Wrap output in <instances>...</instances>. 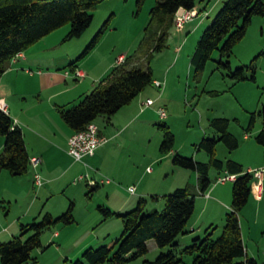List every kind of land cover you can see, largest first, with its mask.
<instances>
[{"label": "trees", "instance_id": "1", "mask_svg": "<svg viewBox=\"0 0 264 264\" xmlns=\"http://www.w3.org/2000/svg\"><path fill=\"white\" fill-rule=\"evenodd\" d=\"M105 1L107 0H0V76L7 71L10 62L18 54L66 25L71 27L68 40L81 37L93 22V10ZM144 2L145 0H138L137 7L141 9ZM196 5L197 0H156L150 13L145 39L139 47L141 50L146 41L155 42L146 55L148 60L155 53L167 48L176 13L180 9L193 11ZM254 17H264V0L224 2L204 30L192 55L191 65L196 76L205 69L213 54L218 51L220 60L217 62V69L228 71V77L234 81L247 80L249 72L252 73L250 79L255 80V67L244 66L233 71L229 61L235 46L246 36ZM106 27L107 24L84 52L70 63V68H75L96 47ZM128 60L131 59H126L123 65L114 68L79 103L70 108L59 109L62 120L74 133L84 130L99 117L109 121L148 86L154 84L150 67L147 70L138 66L127 68ZM259 116L263 120V128L255 136V141L262 146L264 152V103ZM254 124L255 115L251 118L249 131ZM210 126L219 136L205 137L197 145V150H204L208 154L207 163L180 154H175L172 162L177 167L197 173L198 187L202 193L211 186L209 172L212 168L219 171L225 169L236 176L232 184L231 210L225 216L224 229L218 238L213 239V233L207 231L204 237L194 239L191 245L180 252V256L177 255L179 244L176 241L179 236L188 232L189 221L195 212V197L189 187H185L164 196L165 207L162 211L145 212L147 202L143 198L138 201L134 210L126 214H118L105 206H98L105 221L115 217L122 220L123 232L120 237L109 240L103 246L84 250L81 258L70 261V264H130L148 254L147 243L151 240L160 249L171 247L173 250L160 254L154 262L144 261L143 264H185L184 256H192V264H259L257 259L247 255L240 223V213L252 194L253 177L237 162L228 160L224 163L217 157V145L220 142L229 151L239 147V141L229 132L230 121L224 118L212 119ZM159 129L163 133L160 153L168 155L175 147V135L166 124L160 125ZM0 137L5 138L4 151L0 154V172L5 170L12 176L27 174L30 157L23 131L1 109ZM91 192L93 190L87 195L91 196ZM74 210L75 205L71 202L67 210L58 217L46 213L37 223L21 225V235L8 242H0L1 264H28L33 261V251L43 247V232L58 224L74 225ZM28 233L32 235L25 239Z\"/></svg>", "mask_w": 264, "mask_h": 264}, {"label": "rangeland", "instance_id": "2", "mask_svg": "<svg viewBox=\"0 0 264 264\" xmlns=\"http://www.w3.org/2000/svg\"><path fill=\"white\" fill-rule=\"evenodd\" d=\"M137 1L138 0H107L93 10V22L81 37L68 40L67 36L71 27L70 25H66L60 28L46 42L30 47L27 50V55H32L33 59H46L45 61H40L41 64L37 66L39 69L38 71H41V73L43 72V74H41L42 76H46L48 75L47 73L51 72L56 74L54 77L55 79L64 80L66 78L65 73L70 70V63L74 62L84 52L95 36L107 24L96 47L85 56V58L78 62H84L86 68L84 71L86 73L99 66L100 63L106 62V60H112L121 54L129 57L133 62H136V66L141 69L147 70L148 67H150L153 71L154 79L161 80L162 84L165 81L166 73L170 71L168 86L164 85L165 83L163 84L162 95L167 88L165 95L166 97H173L172 104L164 103L163 101L160 103L158 102V98L162 91L156 88L155 84L147 87L146 92L148 95H146L145 99L151 98L157 100L161 108L166 109L167 118L162 119L154 109L155 114L151 113L149 117L143 119L141 124L142 128L136 140L138 143V151L143 157L148 156L149 158V161H147L141 169V173L145 179L143 187L148 192L147 195L142 196L147 202L145 212H150L152 210L162 211L165 207V201L163 200L159 203L155 197L159 194L169 195L174 191H163L169 190L167 186L170 184L169 181L172 178L165 183L164 188L163 182L165 181V176L163 175L161 177V174L158 173L159 165H161L163 169L167 167V160H161L162 162H153L150 160L164 156L160 153V144L163 137V133L159 129L160 125L166 124L170 126L174 132L176 137L174 148L178 154L184 157H194L195 160L202 159L205 160V162L198 161L207 163L209 160L208 154L204 150L198 151L197 145L205 137H214L213 130L210 127V121L212 119H228L230 121L229 132L240 141V150L237 155L239 154L241 157H244V159H253V161L261 157V152H259L257 157V155L253 156L250 154L249 151L252 145L257 147L259 151L262 149L259 148L260 146H258L254 137L261 130L263 124L259 112L264 103V17L253 18L246 36L235 46L233 54L229 59L233 71L244 66L255 67V80L250 79L252 73L249 72L247 74V80L234 81L228 77V71L217 69V62L220 60L218 51L213 54L212 60L207 63L205 69L199 75L196 76L195 70L191 65L192 55L195 52L204 30L209 26L210 22L219 11H217L215 15H211L210 18H204L205 25L198 32H195L192 26L197 24L202 16L199 17L194 24L190 26L186 25V29L183 30V32H177L178 29L174 25V28L170 32L167 48L160 53H155L153 58L148 60L146 55L149 48L154 46L155 42L146 41L141 50H139V47L145 39L146 28L151 19L150 13L156 5V0H145L141 9L137 7ZM213 1L215 0H212V2ZM197 3H200V0H197ZM179 47L180 49L177 51ZM46 48L52 49L45 52ZM16 61L17 58L12 60V63ZM177 61L178 64L174 67ZM20 63H22V61ZM17 65L18 64H16V66ZM170 67H173L172 70ZM127 68H131V65ZM25 70H32L33 73L31 74L34 76L21 77L19 84L30 86L29 90L23 89V93L33 94L35 90H38L36 87L40 85L39 79L42 76L36 73L38 72L36 67ZM57 86L58 84L55 83L52 86V90L55 91ZM166 97H164V100L167 101ZM33 99V96H28V99L23 101L25 103L27 102V108H29L28 112H25L28 117L33 116V114L41 108V104H38V101L34 102ZM253 115H255V124L251 131H249L248 129ZM103 118L104 117H99L98 121H101ZM245 135H249V140L244 139ZM196 156H198V159ZM173 157L174 155L171 158V163ZM217 157L223 162L231 158L230 151L222 142H220L219 147H217ZM147 167L152 169L150 173ZM188 171L192 172V170ZM33 172V169H30L28 175L33 177ZM82 176L84 180L81 184L86 185L87 175ZM159 176L161 178L157 180L156 177L159 178ZM225 176L226 174L224 171L212 168L209 178L215 184L219 177L224 178ZM150 177H152L151 181ZM218 185H220L218 190L221 193H223L225 189L226 191H229L230 188L232 190V182H225L224 184ZM186 186H192L194 188L193 190H196V181H194V178L189 182L187 181L181 188H185ZM85 188L88 189L86 186ZM100 189H103V187ZM88 191H91L90 188L86 193H88ZM127 191L128 196L133 195L129 188H127ZM37 192L38 189L31 183L32 195L29 201L22 200L18 203L12 201L10 203L9 201L3 202V199H0V219L6 223L5 219L8 218L9 224L11 221L15 220V227L17 230L16 235L0 239V242H8L12 240V238L21 235V225L37 223L48 213V211L43 210L41 205L29 210L30 204L36 199ZM154 192H158V194ZM91 193L94 194V191ZM139 193L140 191H135L134 194ZM91 196H83V201H78L77 205L74 202L77 214L74 225L65 226L63 224H58L43 232L41 237L43 247L33 251V261L28 264H70L72 260L69 262L66 261L67 254H71L72 250L78 246L80 242L86 239L90 241L97 236L101 241L93 242L86 249L98 248L105 245L109 240L121 236L123 232L122 220L115 217L109 219V221H105L102 214L98 211V206H105L113 212H118L115 211L116 209H111L103 205L108 197L106 193L102 192L97 194L93 199H90ZM121 197L123 200L124 195L122 194ZM139 198L140 197L137 196V200L130 202L121 214H126L134 210L140 200ZM113 200H115V197H112V201ZM226 200L222 213L224 215L230 211L228 209L226 210L225 206H231L232 195L228 194ZM258 201L255 194L252 193L249 203L241 211L240 222L246 246H250V248L256 252L259 264H264V258L260 257L258 254V247H264V201L261 207H257L256 203ZM200 207H198V211ZM64 212L65 210L61 211L60 209L54 213L55 215H53V217H58ZM218 213V219L214 227L210 230V233L213 232V239L218 238L222 234L225 225L223 221H219L220 210ZM0 223L2 222L0 221ZM8 223L7 225L5 224V226H8ZM56 232H59L61 237L58 238ZM108 232L112 233L111 237L109 239H104ZM30 235H32V233H28L24 238L26 239ZM182 237L184 236H179L176 241L179 244L177 248L178 256H180V252L185 247L191 245L193 242L189 241V245H185L186 241H184ZM147 244L149 249L148 254L130 264H143L144 261L154 262L160 254H166L170 250H173L171 247L160 249L153 240L149 241ZM79 258L81 257L73 259V261ZM183 261L185 264H192L193 257L184 256Z\"/></svg>", "mask_w": 264, "mask_h": 264}, {"label": "crops", "instance_id": "3", "mask_svg": "<svg viewBox=\"0 0 264 264\" xmlns=\"http://www.w3.org/2000/svg\"><path fill=\"white\" fill-rule=\"evenodd\" d=\"M225 1L215 0L212 2V0H200V3H197L195 7V11L198 12V15L191 21L187 22L182 29H178L177 32H183V30L186 29V25L190 26L194 24V22L202 16V18L199 19V22L192 26L195 32L200 31L205 25L204 18L207 19L210 18L211 15H215V13L221 9ZM57 31L51 33L33 46L46 42ZM51 49L52 48H46L45 52H48ZM179 49L180 47L177 48V51ZM27 50L20 54L16 62L12 63L11 61L7 71L0 76V99L5 100L8 105V111L6 113L11 116L15 125L23 131L29 157L41 159V165L38 168V172L43 178V185L39 188L35 187L34 175L33 177H30L28 175L29 171L23 176H12L9 172L4 170L0 172V199H3V202L9 201L10 203L12 201H16L17 203L22 200L29 201L32 195V183V185L38 189V192L36 194V199L30 204L29 210L41 205L44 211H48V213L53 216L55 215L54 213L60 209L61 211H66L71 202H75L76 205L78 204V201L82 202L83 196L85 197L90 192L88 191V193H86L90 188V190L94 191V194H92L90 199H93L97 194L105 192L108 197L103 205H106L111 209H116L115 211L118 212L115 213H123L122 211L126 209V206L130 202L137 200V196L141 199L143 198L142 196L148 194L143 187L145 179L141 173V169L143 165L149 161V158L148 156H142L137 149L138 143L136 142L142 128L141 124L143 119L149 117L151 113L155 114L154 109L159 115V109L161 108L159 103L163 101L164 103L172 104L173 97H166L165 94L167 88L162 95V86V92L158 98L159 103L157 100L147 98V100H153L154 104L146 106L145 103L147 100L145 99L146 95H148L146 88L133 102L123 107L109 121L107 118H103L101 121H98L97 119L95 123L98 125L101 135L106 137L108 142L100 147L94 156L87 157L83 162H78L68 154L69 139L74 134V131L62 120L59 109L70 108L72 105L74 106L79 103L83 97L92 92L102 79L108 76L114 68L118 67V58L125 55L121 54L112 60H106V62L100 63L99 66L93 70H89L88 73L84 71L86 69L84 62H80L75 68L72 67L69 72L67 71L65 73L66 78L64 80H57L54 78L56 74L51 72L47 73L48 75L46 76H42L41 74H43V72L41 73V71H38L39 69L37 66L46 59H33L32 55H27ZM125 57L126 59L129 58L127 56ZM21 61L22 63H20ZM127 63L131 65V67L136 66V62H133V60H128ZM16 64L18 65L16 66ZM177 64L178 61L174 64V67ZM32 67H36V70L38 71L36 73L42 77L39 79L40 85L36 87L38 90H35L33 94H26L23 93V89L29 90L30 86L19 84V80L21 77L34 76L31 74L33 73L32 70H25ZM172 68L173 67H170L171 70ZM73 69L75 70L73 71ZM76 71L83 72L85 77H76ZM169 72L170 71L166 73L165 84L163 83L166 86H168ZM153 80L154 82H161L159 79H154V74ZM55 83L58 84V86L55 88L56 90L54 89L55 91H53L52 86ZM28 96H33V101H38V104H41V108H39L33 116L29 117L25 114V112H28L29 110V108H27V102H23L28 99ZM164 97H166L168 102L164 100ZM213 135L214 137L219 136L215 130H213ZM244 139L249 140V135H245ZM4 146L5 138L0 137V154L4 151ZM258 146H260L259 148H262L261 145L258 144ZM217 147H219V144ZM250 149V154L253 156L257 155L258 157L259 152H261V157H258L253 161V159H244V157H241L239 154L237 155L240 150L239 141L238 149L230 151L231 158L229 160L233 159L240 164L245 171L249 169L255 170L263 168V148L259 151L257 147L252 145ZM175 154L178 153L174 148L170 154L150 160L153 162L167 160L168 162L166 163V168L163 169L161 165L158 167V173L161 174V177L163 175L165 176V181L163 182L164 188L165 183L172 178L169 181L170 184L167 186V189L169 190L163 191H175L176 189H181V187H183L187 181H191L192 178L196 181V190H193L194 188L192 186H186L189 187L191 194L195 197V212L189 221L187 227L188 232L186 235H181L184 236L182 239L186 241L185 245H189V241L204 237L203 235H206L207 231L209 232L214 227V224L218 219L217 216H219V210V221L225 223L226 215L222 214L223 207L224 203L227 201L228 194L232 195V190L229 187V191H226L225 189V191L221 193L218 190V187L220 186L218 184H224L225 182H220L219 179L221 178L219 177L215 184L210 180L211 186L205 193L200 192L197 173L195 171L191 172L188 171V169L177 167L173 162L171 163V158ZM196 158L198 159V156H196ZM198 160L205 162V160L202 159ZM148 168L150 167H147V170ZM30 169L33 168L29 167V170ZM33 171V173H35L34 169ZM221 171H224L226 176L232 175L225 169ZM82 175H87L86 185L81 184L82 181H78ZM210 175L211 170L209 172V177ZM161 177L159 176V178H156L159 180ZM151 179L152 177H150V181ZM85 186L88 187V189L85 188ZM101 187H103V189H100ZM131 187H134L135 191H140V193L134 194V192L133 195L128 196L127 188L130 189ZM154 193L158 194V192ZM122 194L124 195L123 200L121 197ZM164 196L165 194H159L156 200L161 203L164 200ZM255 196L256 199L259 200L256 203L257 207H261L264 201V177L262 182V194L260 197L256 194ZM112 197H115V200L112 201ZM198 207H200L199 211ZM225 208L226 210H231V206H225ZM76 215V210H74V216L76 217ZM0 221L2 222L0 223V239L8 238L17 234L15 220L11 221L10 224L8 223V218L5 219L6 223H4L2 219H0ZM7 223L8 226H5ZM111 235L112 233L108 232L104 239H109ZM56 236L58 238L61 237L59 232H56ZM95 241L97 242L101 240L96 236L90 241H87L86 239L80 242L79 245L72 250L71 254H67L66 261H73V259L81 257L84 250ZM245 247L247 255L251 258L257 259L256 252L250 248V246H246V244ZM263 251L264 247H258L259 256L264 258Z\"/></svg>", "mask_w": 264, "mask_h": 264}, {"label": "built area", "instance_id": "4", "mask_svg": "<svg viewBox=\"0 0 264 264\" xmlns=\"http://www.w3.org/2000/svg\"><path fill=\"white\" fill-rule=\"evenodd\" d=\"M198 15V12L186 11L184 9H180L175 15V27L177 29H182L184 25L191 21ZM20 54H18L14 59L18 58ZM13 59V60H14ZM126 62V57L121 56L118 58L117 64L118 66L123 65ZM76 77L84 78L85 74L81 71L75 72ZM157 88H162L163 84L161 82H154ZM154 104L153 100H147L145 105L151 106ZM0 109L4 112L8 111V105L4 99H0ZM159 115L162 119L167 118L166 109L160 108ZM108 142L107 138L101 135L98 125L95 122H92L87 125V127L82 130L75 132L71 138L69 139V147L68 154L78 162H83L87 157H92L95 155L96 151L105 145ZM41 165L40 158H30V167L35 170L34 173V183L35 187L39 188L43 185V178L41 174L38 172V168ZM148 171H152L151 168H148ZM247 174H250L253 177L252 181V192H254L258 197L262 194V182L264 177V167L260 169H249L246 171ZM236 179L235 175H227L224 178L219 179L220 182H233ZM84 177L81 176L78 181H83ZM131 193L135 192V188H130ZM264 256V251H263Z\"/></svg>", "mask_w": 264, "mask_h": 264}]
</instances>
